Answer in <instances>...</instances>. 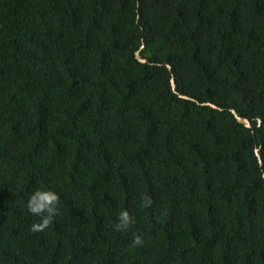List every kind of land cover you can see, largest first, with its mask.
<instances>
[{
	"label": "trees",
	"instance_id": "trees-1",
	"mask_svg": "<svg viewBox=\"0 0 264 264\" xmlns=\"http://www.w3.org/2000/svg\"><path fill=\"white\" fill-rule=\"evenodd\" d=\"M0 264H264V0H0Z\"/></svg>",
	"mask_w": 264,
	"mask_h": 264
},
{
	"label": "clouds",
	"instance_id": "clouds-1",
	"mask_svg": "<svg viewBox=\"0 0 264 264\" xmlns=\"http://www.w3.org/2000/svg\"><path fill=\"white\" fill-rule=\"evenodd\" d=\"M59 195L51 190L37 189L29 196L27 201L28 212L39 218V222L31 225L33 232H41L48 228L58 214ZM152 201L145 198L142 201V207H150ZM135 223V217L127 209L121 210L116 217L114 230L117 232H126ZM143 240L140 235H135L133 246H141Z\"/></svg>",
	"mask_w": 264,
	"mask_h": 264
},
{
	"label": "water",
	"instance_id": "water-1",
	"mask_svg": "<svg viewBox=\"0 0 264 264\" xmlns=\"http://www.w3.org/2000/svg\"><path fill=\"white\" fill-rule=\"evenodd\" d=\"M135 55H136V59H137L139 62H141V63H145V62H146V60L143 59V58L139 55V52H136ZM167 67H168L169 69H171L169 65H168ZM171 86H172V89L175 91V82H174V79H173V78L171 79ZM175 92H176V91H175ZM176 93H177V92H176ZM178 95H179L181 98L188 99V100H193V98H191V97H188V96H185V95H181V94H178ZM204 105H208V106H211L212 108L219 109L217 106H215L214 104H211V103H204ZM231 112L234 114V116L236 117V119H237L240 123H242L244 126H246V127H248V128L251 127V123H250V121H249L247 118H244V117H241V116L237 115L236 112H235L234 110H232ZM255 153H256V155H257V158H258L259 163L261 164V163H262V160H261V157H260V154H259L258 149H256Z\"/></svg>",
	"mask_w": 264,
	"mask_h": 264
}]
</instances>
